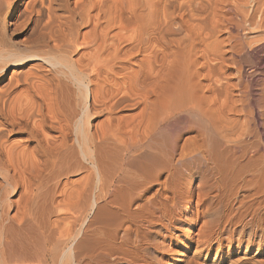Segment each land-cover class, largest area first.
<instances>
[{"label": "bare ground", "instance_id": "6f19581e", "mask_svg": "<svg viewBox=\"0 0 264 264\" xmlns=\"http://www.w3.org/2000/svg\"><path fill=\"white\" fill-rule=\"evenodd\" d=\"M196 198L264 236V0H0V264H154Z\"/></svg>", "mask_w": 264, "mask_h": 264}, {"label": "rangeland", "instance_id": "374dc122", "mask_svg": "<svg viewBox=\"0 0 264 264\" xmlns=\"http://www.w3.org/2000/svg\"><path fill=\"white\" fill-rule=\"evenodd\" d=\"M196 203L197 198L190 212L181 215L170 231H164L157 248H162L163 254L154 252V264H264V236L260 240L257 238L247 254H237V249L247 247V237L239 246L243 240L239 232L241 226L231 228L225 221L228 210L217 209L215 200L208 202L211 206ZM160 259L165 261L161 260L160 263Z\"/></svg>", "mask_w": 264, "mask_h": 264}]
</instances>
